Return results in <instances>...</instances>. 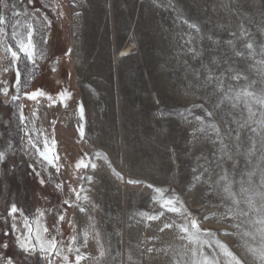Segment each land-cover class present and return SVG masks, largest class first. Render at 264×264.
Segmentation results:
<instances>
[{
  "label": "rangeland",
  "instance_id": "1",
  "mask_svg": "<svg viewBox=\"0 0 264 264\" xmlns=\"http://www.w3.org/2000/svg\"><path fill=\"white\" fill-rule=\"evenodd\" d=\"M4 2L0 264L13 258L14 264H199L205 256L225 264L217 240L242 264H264L249 251L264 246V225L258 223L264 219V198L257 194L264 193V106L251 103L254 115L249 127L239 130V151L235 132L225 141L235 168L233 161L217 159L215 134L198 132L196 119L204 109L220 119L213 108L215 85L201 87L204 65L216 75L229 65L241 69L248 81H230L225 73V84L254 80L253 90H264V63H259L264 61V0ZM29 31L32 59L17 45L27 43ZM237 51L244 56L237 57ZM37 91L45 95L30 99ZM232 111L238 118L243 112L242 122L247 119L242 103ZM218 163L227 169L246 215L215 188L223 174ZM200 173L198 183L194 177ZM241 180L246 193L240 191ZM249 195L251 207L244 202ZM171 198L180 212L162 207ZM192 219L200 229L195 242L189 238L195 231ZM186 225L189 233L181 231ZM52 241L54 250L39 251L41 243ZM21 243L35 246L27 259Z\"/></svg>",
  "mask_w": 264,
  "mask_h": 264
},
{
  "label": "snow or ice",
  "instance_id": "2",
  "mask_svg": "<svg viewBox=\"0 0 264 264\" xmlns=\"http://www.w3.org/2000/svg\"><path fill=\"white\" fill-rule=\"evenodd\" d=\"M0 5L3 7H7V4L4 2V0H0ZM4 23V17L3 15H0V24ZM187 23V21H185ZM190 28L195 29L197 32L200 31V28L196 24H189ZM28 28L31 29V25H28ZM16 33L13 32V36L15 37ZM31 35L32 32H28V40L27 43H24L23 41H18L17 45L20 49V51L24 52V54L28 57V59H32V42H31ZM242 35H244L242 33ZM191 42V41H189ZM228 44H232L233 42L229 40L227 42ZM247 49H253L254 45L252 42H246L244 45ZM8 51L11 52V55L13 59H18V54L16 51L12 50V47L9 46ZM190 51L193 52L195 56H199L200 53L197 52L195 49H190ZM262 51H264V46H262ZM235 55L237 57H243L244 53L237 51L235 52ZM213 63L218 64L219 61L213 58ZM259 63H264V61H260ZM205 71H206V77L201 83V87H207L208 85L214 84V88L212 90V95L216 96V101L213 104V108L215 110L219 111L220 119L219 122L217 121V112L216 111H209L208 109H204V116H197L196 119L200 121V127L197 129L200 133H206L207 131H211L215 134V139L212 141L213 144H216L219 142V148L216 150L220 155L217 158L220 161L228 160L233 161V168L237 166V161L233 160V153L229 149L228 144L225 142L227 138L231 137L233 135V132H235V141H236V149L239 151L241 147L240 143V131L244 129L245 127H249L248 120L251 119V117L254 115L251 107V103L255 102L256 104L264 106V90H262L259 94L253 90L254 85L256 84V81L252 80L249 81L245 85H233L232 83L225 84V73H230L227 78L230 81H241L245 80L248 81V76L245 75L244 71L241 69L233 68L231 65L224 71L221 72L220 75H216L211 69L207 67V65H204ZM195 75L199 76V73H194ZM19 75V73L17 74ZM45 95L42 91H37L35 93H32L30 96V99H36L37 96H43ZM63 95V94H62ZM50 98V97H49ZM70 98V97H68ZM15 99V97H14ZM243 104L244 109L247 110L248 116L247 119H243V112H241V118H238L237 115L234 114V111L239 107L240 104ZM197 107L203 108V105H198ZM82 111V106H81ZM230 118V119H229ZM221 122L223 123V129L221 127ZM264 123V122H262ZM232 124L237 125V129L232 128ZM251 131L255 132L256 129L252 128ZM195 136V133L193 134ZM31 143V141H30ZM35 147V145H33ZM255 148V144L252 145V149ZM45 149H47V144H45ZM39 151V150H38ZM251 151V149H250ZM40 155L44 157V159L48 160V155L46 151L40 152ZM216 155L215 153L213 154ZM4 159V154L0 153V160ZM216 161H208L209 164L215 163ZM49 163H52L51 160H49ZM78 167L81 165H77ZM85 167L87 165H84ZM218 167H221L223 174L218 175V178L214 181L215 188H221L223 193L227 195L229 199L232 200V203L236 205L237 210L240 211L241 215H246L243 210L239 209V205L241 201L236 198V193L233 191V181L229 179L228 171L227 169L223 168L222 163L217 164ZM92 167H95V165H92ZM195 171V169L193 170ZM204 172L211 173V169L209 167H204ZM253 173H249V183H251V176ZM203 177V173H200L199 175L194 177V180L196 182H200ZM43 183V181H41ZM129 183H139V181H129ZM205 184H208L209 181L205 180ZM241 193L248 192V189L243 187V180H241ZM262 184H264V181H262ZM212 185H210L211 187ZM149 187H152V185H149ZM162 191V190H158ZM258 195H261L262 198H264V193H257ZM79 198V196H78ZM246 204H248L250 207L253 206V199L252 196L249 195L248 198L244 201ZM67 203V201H65ZM178 201L175 198L167 199L165 200L162 207H166L169 211L172 212H180L181 209L176 207V204ZM182 203V202H180ZM81 211H84L83 208L80 209ZM17 211L16 207L13 205L11 212L15 213ZM229 213L232 212V208L228 209ZM163 215V213H161ZM152 219H157L158 217H151ZM61 220L64 219L63 216L60 217ZM207 219V217H205ZM258 223L264 225V219H261L258 221ZM190 228L194 229V232H191L190 239L195 242V240L198 238L200 229L198 226V222L195 219H192L190 222ZM165 227H169V225H165ZM46 231V229H45ZM181 231L185 233H189L190 229L189 226H184L181 228ZM260 231L264 233V228H261ZM227 234V233H226ZM99 234L97 233V236ZM211 235V234H210ZM245 235H248V233H245ZM39 239V238H38ZM73 243H75V237H73ZM87 244V233H85V245ZM217 246L221 249L223 255L227 257L228 259L225 261V264H242V261L227 247V245H224L220 241H216ZM56 245L55 242H48L47 246H45L44 243L40 244L39 251L41 253L48 252L49 249H55ZM20 248L22 249V252L25 254V258L27 259L29 256H31L35 251V246L29 247L26 243H21ZM79 251V249H77ZM148 251H152V249H148ZM249 251L253 252V254L258 255L259 259L264 261V246H262L258 251L256 249H249ZM195 254V253H194ZM104 255L103 247L101 246V256ZM81 257H77V262L79 261ZM67 259V257H65ZM131 259V257H129ZM9 264H12L11 261H9ZM194 264H197V262L194 261ZM199 264H220L219 260L215 258H209L207 256L203 257V259L199 262Z\"/></svg>",
  "mask_w": 264,
  "mask_h": 264
},
{
  "label": "trees",
  "instance_id": "3",
  "mask_svg": "<svg viewBox=\"0 0 264 264\" xmlns=\"http://www.w3.org/2000/svg\"><path fill=\"white\" fill-rule=\"evenodd\" d=\"M2 217H4L2 214L0 215V218H2ZM6 221L8 222V220L6 219ZM0 223H1V219H0ZM16 260L13 258V260L11 261L12 262V264H14V262H15Z\"/></svg>",
  "mask_w": 264,
  "mask_h": 264
}]
</instances>
